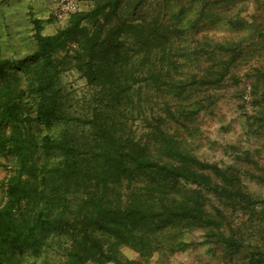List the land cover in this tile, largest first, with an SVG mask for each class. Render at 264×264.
<instances>
[{"label": "trees", "instance_id": "16d2710c", "mask_svg": "<svg viewBox=\"0 0 264 264\" xmlns=\"http://www.w3.org/2000/svg\"><path fill=\"white\" fill-rule=\"evenodd\" d=\"M123 2L93 0L50 36L35 20L34 51L0 56V157L15 163L0 207V264H36L58 239L61 264H144L168 229L203 230L229 255L264 264V251L224 232L209 199L225 209L264 201L242 192L233 168L198 159L175 129L188 133L237 56L180 29V10L135 16L141 0L128 12ZM71 71L91 89L82 105L61 83Z\"/></svg>", "mask_w": 264, "mask_h": 264}, {"label": "rangeland", "instance_id": "374dc122", "mask_svg": "<svg viewBox=\"0 0 264 264\" xmlns=\"http://www.w3.org/2000/svg\"><path fill=\"white\" fill-rule=\"evenodd\" d=\"M64 1L74 5L72 11H61L59 0H0V56L15 59L34 51L35 20L41 22V34L50 36L67 25L71 14L93 6V0ZM136 1L124 0L122 12H128ZM171 7L181 11L178 26L188 35L207 38L211 46L222 49L225 58L232 53L237 56L219 88L202 101L201 110L188 124V133L180 128L176 132L198 159L233 168L242 192L264 201V185L256 181L264 176V84L258 82V75H264V0H141L135 16L149 14L159 19ZM61 83L78 105L91 93L75 72L62 73ZM134 127L136 135L145 132L138 122ZM14 166L10 157H0V207L5 201L4 181ZM209 203L221 211L226 234L264 251L261 205L225 209L212 198ZM159 240L162 249L143 260L144 264H256L248 255H229L203 230L168 229ZM171 241L175 245L169 249ZM63 246V239L53 241L36 264H61ZM120 251L128 260H138L128 247Z\"/></svg>", "mask_w": 264, "mask_h": 264}, {"label": "built area", "instance_id": "2783aa9c", "mask_svg": "<svg viewBox=\"0 0 264 264\" xmlns=\"http://www.w3.org/2000/svg\"><path fill=\"white\" fill-rule=\"evenodd\" d=\"M60 4V10L63 11H72L74 8V5L70 2L64 1V0H59Z\"/></svg>", "mask_w": 264, "mask_h": 264}]
</instances>
